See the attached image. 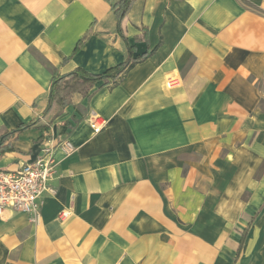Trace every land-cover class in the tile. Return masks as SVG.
I'll return each mask as SVG.
<instances>
[{"label": "crops", "instance_id": "obj_1", "mask_svg": "<svg viewBox=\"0 0 264 264\" xmlns=\"http://www.w3.org/2000/svg\"><path fill=\"white\" fill-rule=\"evenodd\" d=\"M120 1L0 0V170L76 147L37 220L0 216V264H264V0H135L123 36Z\"/></svg>", "mask_w": 264, "mask_h": 264}, {"label": "built area", "instance_id": "obj_2", "mask_svg": "<svg viewBox=\"0 0 264 264\" xmlns=\"http://www.w3.org/2000/svg\"><path fill=\"white\" fill-rule=\"evenodd\" d=\"M105 125L106 121L99 119L92 124V129L99 132ZM59 150L70 156L76 152V147L69 139L58 144L47 139L34 162L24 164L16 171L0 170V216L9 210L28 214L34 221L37 220L43 197L56 194L51 182L56 174V153ZM69 215L66 211L61 218L64 220Z\"/></svg>", "mask_w": 264, "mask_h": 264}, {"label": "trees", "instance_id": "obj_3", "mask_svg": "<svg viewBox=\"0 0 264 264\" xmlns=\"http://www.w3.org/2000/svg\"><path fill=\"white\" fill-rule=\"evenodd\" d=\"M135 0H121L119 3H117L114 6V10L116 12L117 18H118V32L120 35L123 36V29H122V23L124 18L126 17V14L129 12L132 4ZM132 52V50H130ZM153 51H148L145 55L142 57L137 58L135 62H132L131 58L127 60L125 63L108 70L104 74L101 75H94L90 74L87 71H84L83 69L79 68L76 69L74 72L70 73L69 75L56 77L54 79L52 88H51V94H50V107L53 105V103L58 102V93L61 91L62 84H65V88H70L73 91H77L79 89V86L88 85V84H95L99 81L103 80H116L118 79L125 71L130 69L136 62H141L145 59H147L149 56H151ZM61 99V97L59 98ZM63 104V103H62ZM37 122L33 121L25 125L19 126L16 130L12 131L8 134L14 135L16 133L23 132L25 130L31 129L34 126H36ZM12 150L11 148H1L0 147V154Z\"/></svg>", "mask_w": 264, "mask_h": 264}, {"label": "rangeland", "instance_id": "obj_4", "mask_svg": "<svg viewBox=\"0 0 264 264\" xmlns=\"http://www.w3.org/2000/svg\"><path fill=\"white\" fill-rule=\"evenodd\" d=\"M63 85V84H62ZM64 94L62 93V88H61V91H59L58 93V98H60V96L62 97Z\"/></svg>", "mask_w": 264, "mask_h": 264}]
</instances>
